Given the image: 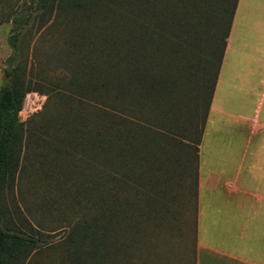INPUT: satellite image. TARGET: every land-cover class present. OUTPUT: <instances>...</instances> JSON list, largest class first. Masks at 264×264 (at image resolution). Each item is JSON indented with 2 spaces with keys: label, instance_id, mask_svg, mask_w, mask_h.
I'll use <instances>...</instances> for the list:
<instances>
[{
  "label": "rangeland",
  "instance_id": "rangeland-1",
  "mask_svg": "<svg viewBox=\"0 0 264 264\" xmlns=\"http://www.w3.org/2000/svg\"><path fill=\"white\" fill-rule=\"evenodd\" d=\"M30 5L32 0H0V90L8 84L5 72L10 70L9 60L14 55L10 44L12 24L9 20L25 13ZM113 16L117 34L125 38L128 35V13L123 16L117 13ZM240 17L241 21L237 26L234 24L235 17L233 20L210 108L208 109V103L212 86L208 77L211 78V74L206 78L200 73L204 68V62L201 60L205 55L200 54L199 61L190 56V59L194 60L195 68L191 69V72L199 75L189 78L184 92L177 93L173 103L178 104V108L173 111L171 124L164 122L162 125L156 121L149 111H145L147 107L143 109L138 106L126 112L127 115L128 112L130 114L134 130H137V125H142L148 130H144V133L148 134L142 139L141 145L144 146L137 149L145 148L149 166L144 165L141 168L131 164L134 152L130 149L127 165L125 162H118L111 170L105 166L107 174L104 176L84 175L86 171L83 163L86 157H83L79 150L75 157H71L59 155L49 146V142H55L58 135L54 130L57 124L55 120L50 121L51 116L57 115L58 100L64 96L55 99L47 93L50 90H60L63 93L76 91L68 85L73 79V70L69 74L70 68L74 64H82L83 61L81 56H76L71 50L70 40L74 39L75 43L82 45L83 34L79 36V31H75L80 27L66 32L69 22L65 18L64 21H51L41 29H38V25H33L25 31L20 43L21 65L27 72V79L34 84L43 85L42 90L45 93L32 92L24 101L20 118L26 124L27 148L24 149L17 174L8 177L0 189L3 227L40 241V246L29 255L25 264H75L77 258L89 261L94 255L93 246H87L90 253L83 255L72 241L75 236L86 233L88 227H92V231L95 227L100 228L98 236L99 232L100 235L104 234L100 237L103 238L104 245L96 255H107L104 264H113L115 260H119L117 264H194L200 147L216 98L221 71L232 51L240 46L244 49L245 59L238 65L245 62L244 66L248 72L249 62L254 68L259 63L260 72L264 76V0H243ZM99 19L83 21L85 26L79 21L75 23L76 26L81 24L87 32L91 30L92 37L99 39L101 28H109V19L103 22ZM83 37L85 40L86 36ZM84 43V47L90 50L86 53L94 55L98 63V44L94 43V46L88 47L87 42ZM126 52L124 50L118 54V59L122 56L123 60ZM235 71L238 73L242 68L238 70L237 67ZM191 72L188 75H191ZM253 77L256 78L255 75ZM257 93L264 104V85L256 91V95ZM86 96L87 98L79 99L78 103L71 101L70 105L73 108L83 107L79 111L87 113L81 114L87 115L92 129L97 103L93 93ZM80 101L83 104H80ZM216 101L215 109H218L221 99L218 97ZM59 103L61 105L62 101L59 100ZM142 110L145 115H142ZM64 114L63 111L62 115ZM73 116L74 112H71L67 119L70 120ZM171 129L176 130L175 134H182L179 135L181 137L174 136L177 143L182 142L179 146L176 142L168 143L166 138L160 135L168 133ZM128 164L132 169H128ZM121 166L127 167V170H122ZM77 171L78 176L72 175ZM147 174L157 176L161 182L157 196L159 202L153 207L150 214L152 216L144 219L139 233L133 239L128 234V221L122 224V231L117 236L114 220L111 219H114L116 214L128 218V196H134L136 200L141 190L147 193V188L140 181L132 184L134 182L131 183L130 180H134V176H145L146 179ZM116 194L123 200L122 205L116 206ZM76 231L80 232L75 233ZM134 233L133 231L131 236ZM91 264H97L95 258Z\"/></svg>",
  "mask_w": 264,
  "mask_h": 264
},
{
  "label": "trees",
  "instance_id": "trees-1",
  "mask_svg": "<svg viewBox=\"0 0 264 264\" xmlns=\"http://www.w3.org/2000/svg\"><path fill=\"white\" fill-rule=\"evenodd\" d=\"M238 4L239 0H32L25 13L9 20L14 55L9 60L10 70L5 72L8 84L0 90V189L8 177L17 174L27 148L26 124L20 118L24 101L32 92L45 93L43 85L27 79V72L21 65L20 43L28 28L38 25L41 29L51 21H64L65 18L69 22L66 32L80 27L75 31H79V36L83 34L82 45L75 43L74 39L70 40L71 50L83 61L70 68L69 74L73 70V79L68 85L76 91L63 93L50 90L47 93L55 99L64 96L59 99L62 107L58 100L57 115L51 116L50 121L55 120L57 124L54 130L58 135L55 142H49V146L53 152L71 157H75L79 150L86 157L84 175L104 176L107 174L105 166L111 170L118 162L127 165L130 149L134 152L131 164L141 168L149 166L145 148L138 150L144 146L141 143L148 136V130L142 125L135 126L137 130H134L130 114L126 112L138 106L147 107L145 111H149L156 121L162 125L164 122L171 124L173 111L178 108V104L173 103L177 93L184 92L189 78L199 75L191 72L195 68L190 56L199 61L200 54L205 55L201 60L204 68L200 73L206 78L211 74V78L208 77L212 86L210 108ZM117 13L119 16L128 13V35L125 38L117 34L113 16ZM92 18H100L102 22L109 19V28H101L100 40L92 37L91 30L87 32L81 24L76 26V21L85 26L83 21L88 22ZM83 36H86L85 40ZM84 41L88 47L98 44V63L94 55L86 53L90 50L84 47ZM124 50L127 51L125 58L122 60L121 56L119 60L118 54ZM190 72L192 74L188 75ZM89 93H93L97 103L92 129L87 115L81 114L85 112L79 111L83 107L73 108L70 105L71 101L78 103L79 99L87 98ZM80 104L83 102L80 101ZM143 111L142 115H145ZM71 112L74 116L69 120L67 117ZM174 131L171 129L160 135L168 143H177L174 136L181 137L179 135L182 134H175ZM181 143L178 142L177 146ZM121 169L127 170V167L121 166ZM128 169H132L130 164ZM72 175L78 176V171ZM151 175L147 174L146 179L145 176H134V180H130L134 182L132 184L140 181L147 188V193L141 190L136 200L134 196H128V218L116 214L111 219L114 220L117 236L122 231V224L128 221V234L133 239L144 219L152 216L153 207L159 202L157 196L161 182L157 176ZM118 197L119 194H116V206L123 204ZM85 231L75 236L73 244L83 255L90 253L87 246L92 245L94 255L89 261L77 258L75 264H91L94 258L97 264H104L107 255L96 256L104 245L103 238H100L104 234L99 232L98 236L100 228L96 227L93 231L92 227ZM133 231L135 233L131 236ZM39 246V239L5 229L0 214V264H25Z\"/></svg>",
  "mask_w": 264,
  "mask_h": 264
},
{
  "label": "crops",
  "instance_id": "crops-1",
  "mask_svg": "<svg viewBox=\"0 0 264 264\" xmlns=\"http://www.w3.org/2000/svg\"><path fill=\"white\" fill-rule=\"evenodd\" d=\"M243 50L223 66L200 147L195 264H264V76L238 65Z\"/></svg>",
  "mask_w": 264,
  "mask_h": 264
}]
</instances>
